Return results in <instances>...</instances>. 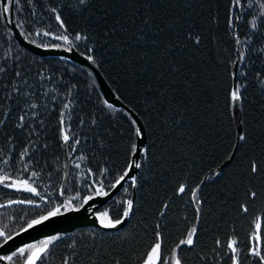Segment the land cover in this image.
<instances>
[{
    "label": "trees",
    "instance_id": "trees-1",
    "mask_svg": "<svg viewBox=\"0 0 264 264\" xmlns=\"http://www.w3.org/2000/svg\"><path fill=\"white\" fill-rule=\"evenodd\" d=\"M241 3L243 7L234 8L232 0H87L86 5L79 0H20L22 11L14 9L13 14L22 24L15 26L25 40L42 48L71 47L87 58L91 55L119 101L144 125L146 141L141 147L148 148L147 161L138 157L143 166L136 169L137 186L127 181L95 210L99 220L105 212L115 220L122 218L124 201L132 200L133 210L122 227L105 231L84 226L58 234L37 264H64L65 260L114 264L116 259L121 264H141L155 241L157 222L162 256L170 258L175 244L195 223L191 191L197 185L203 214L195 252L184 248L181 254L184 264H231L227 255L214 259L211 249L215 239L233 237L243 253L242 264H258L247 250L253 221L264 216V175L251 177L248 165L255 158L264 169V87L257 82V76L264 78V22L259 17L260 0ZM254 19L256 29L251 28ZM9 25L0 17V68L4 69L0 71V120L2 113H8L0 125L4 170L0 174L28 179L44 199L0 184V231L5 233L0 243L53 207L59 206L61 213L83 206L87 196H97L91 191L94 180H102L109 192L131 158L130 145L137 143L132 115L113 104L108 108L90 74L67 57L30 52L15 39ZM37 31L50 35L38 37ZM77 33L89 38L73 40L71 46L55 38L66 34L71 39ZM188 33L200 37L199 45ZM240 51L245 59L234 65ZM234 72L237 82L247 84L235 120L228 107ZM65 103H70L69 109H64ZM32 104L37 107L31 108ZM62 112L63 127L80 139L79 145L72 140L64 144ZM21 115L24 127L18 128ZM240 117L245 121L246 141L238 139ZM65 146L70 175L61 195ZM25 149L28 155L21 160ZM89 169L94 175H88ZM180 184L186 185L183 194H177ZM248 187L258 193L254 201L248 200ZM77 193L80 199L66 209L64 202ZM165 202L169 207L161 217ZM245 203L248 213L241 210ZM261 236L264 239V221ZM223 251L227 253L226 248ZM197 253L208 259L201 260ZM11 256L9 264H24V257Z\"/></svg>",
    "mask_w": 264,
    "mask_h": 264
},
{
    "label": "snow or ice",
    "instance_id": "snow-or-ice-1",
    "mask_svg": "<svg viewBox=\"0 0 264 264\" xmlns=\"http://www.w3.org/2000/svg\"><path fill=\"white\" fill-rule=\"evenodd\" d=\"M32 0H28V3H31ZM79 3L82 5L87 4V0H79ZM232 4L234 8H240L243 7V4L241 3V0H232ZM14 9L17 11H22V8L20 6V0H3V9L2 12H0V17L3 18V20L6 23L9 24H16L17 27H22V24H18L15 20L14 16ZM259 17L261 22H264V0H260L259 3ZM56 10L53 9V12ZM240 17H235V19H239ZM56 20L60 22V27L63 28V22L61 21V18L59 15H56ZM231 21L232 17H230V27H231ZM145 24H148L149 21L145 20ZM251 28L256 29L257 28V21L254 19L251 23ZM36 36H49V32H39L37 31L35 33ZM58 40H62L65 44H68L69 46L72 45L73 40L75 41H86L89 37L86 34H81L77 33L74 37L71 39L69 38V35L66 34H61L55 37ZM143 37H141L142 39ZM188 38L192 39L197 45L200 43V37L198 35H194L193 33H188ZM237 44H240L241 41L239 39L236 40ZM71 50V47L69 48ZM91 51V49H89ZM94 58L89 55L88 60L92 61ZM245 59V54L243 51L239 52L238 58L236 61H233V64L236 65L240 62H243ZM0 71H4L3 68H0ZM19 75V73H17ZM233 79H236V74L235 72L233 73ZM257 82L261 87H264V78H261L260 76H257ZM247 84H241L237 82L230 90L228 93V107L231 110L233 119H236L237 112L242 108L243 101L245 97L242 95V90H246ZM13 91L18 92V89H14ZM106 106L108 108H112L113 106L111 104H108L105 102ZM31 108H36L37 105L32 104L30 106ZM64 109H69L70 103H65L63 105ZM4 116L3 120H0V125H2L5 120L8 117V113L4 112L2 113ZM35 115V113H34ZM65 113H61V119H60V124H61V138L64 142V144H68L70 140L73 141L74 145H79L80 144V139L79 138H73L69 134V131L66 130L63 125L65 124ZM24 120L25 116L21 115L19 117V123L16 125L18 128L24 127ZM238 127L240 128L238 139L240 141H246L247 139V134L243 130V125L245 124V121L243 117H240L239 120L236 121ZM133 125V132L134 136L136 137L137 140L143 139L144 133L142 131V128L140 125L136 123L135 120L131 121ZM72 151H75V147L71 149ZM139 153V156L143 157L144 161H147L148 159V148L147 147H141L137 143L133 142L130 145L129 148V154H130V159L128 160L124 170L117 175L114 178V183H112L110 186L111 188H116L117 186L121 185L122 182L127 183V181L130 180L131 186L135 187L137 186V176L132 175L130 176L129 173L133 169H142V163L140 162V159L135 158L137 157V154ZM28 155V150L25 149L23 153H21L20 158L23 160L25 156ZM81 160L85 159L83 156L80 157ZM4 164H7L8 161H3ZM76 168H80V164L77 163ZM24 170L27 171V165H24ZM3 168L0 167V172H3ZM106 172L107 170H103ZM248 173L250 174L251 177H260L264 175V169H262L261 163L255 159L252 158L249 161L248 165ZM103 174V173H101ZM31 175L35 177L37 175L36 172H32ZM88 175L92 176L94 173H92L91 169L88 170ZM219 175V173H217ZM127 178V179H126ZM10 181V183H9ZM202 183V182H201ZM0 184H5L7 187H14V188H22L25 191L31 192L34 195L40 196V193L37 191V188L33 186V183H30L28 179H20L16 178L14 179L11 175L5 173V174H0ZM125 192H127V188L124 189ZM91 191L95 193V195L100 196V195H108V192L105 191V185L102 180H94L93 184L91 185ZM186 192V185L185 184H180L177 189V194H183ZM64 192L63 190L61 191V195H63ZM246 195L248 197L249 201H254L258 193L257 191L253 190L251 187L247 188ZM191 196H192V202L193 206L195 208V223L187 228L185 232L183 233V238H181L178 243L175 244L172 254L170 258L164 259L162 256L163 252V238L162 234L159 231L161 224L157 222L155 228V241L154 243L150 246L149 250L146 252L141 264H184V260L182 259V252L184 248H187L193 252H195L196 249V243L198 239V228L197 225L201 221V217L203 214V201L199 199V185H197L195 190L191 191ZM41 200L44 199L43 196H40ZM93 197L91 195L87 196L84 199V203H86L88 200H91ZM80 196L79 193H77L76 196L72 197L71 199H68L64 202V207L70 208L72 207V202L73 200H79ZM28 203H32V201H28ZM169 207V204L165 202L163 204L162 210L159 212V215L161 217L165 216V210ZM133 210V201L132 200H126L124 201V207H123V212H122V218H117L113 220L107 212L102 213L100 216V223L103 227L105 228H115L117 225H120L124 222V219L128 218L129 215L131 214ZM241 210L242 213H248V206L247 203L241 205ZM60 213V207H53L52 210L48 211L46 215H41L37 219H32L30 221H27V228L23 230H27L32 228L35 225H39L43 223L44 221H47L50 217H54ZM262 221H264V216H258L254 219L253 221V235L251 237V247L247 250L248 256L250 257H255L258 260V264H264V239H262L261 236V228H262ZM5 233L3 231H0V237H4ZM58 237H52L48 240L42 241L39 245H29L28 249L30 251H26V249L21 248L19 249V255L24 257V264H37V261H40L44 258V254L48 252V246L52 243L54 239H57ZM7 239H11V236H8ZM214 245L211 249L212 253L214 254V259L219 258L223 259L225 255H227V258L231 261V264H242V251L238 245L237 239L234 237L228 240H221L219 238L214 240ZM227 249V253H224V249ZM219 249V251H218ZM199 258L201 260H207L208 257L197 253ZM12 260V256H7V257H0V260ZM64 264H68V261L65 260ZM114 264H121V261L119 259H116L114 261Z\"/></svg>",
    "mask_w": 264,
    "mask_h": 264
},
{
    "label": "water",
    "instance_id": "water-1",
    "mask_svg": "<svg viewBox=\"0 0 264 264\" xmlns=\"http://www.w3.org/2000/svg\"><path fill=\"white\" fill-rule=\"evenodd\" d=\"M10 28L11 30H13L15 39L20 44H22L26 49H28L30 52H34L35 54H38L40 56L59 55L64 58L67 57L71 61L78 64L85 72L90 74L96 86L98 87L100 92L103 93L105 100L109 104H113L123 109L126 108L124 103H121L119 99L116 97V94L113 92L109 83L106 81L103 73L99 71L98 66L93 60L92 61L88 60V58L82 55L78 50L76 51L72 48L71 50H68L66 48L59 49L55 47L54 48H46V47L42 48L38 45H35L33 42L30 43L26 41L23 35L21 34V32L16 28L15 24H10ZM236 83H237V76L235 80L233 79L232 87ZM128 112L132 115L136 123L140 125L142 128L144 137L143 139L137 140V144L139 146H142L146 141L145 127L141 123L140 119L137 117L136 114H133L130 110H128ZM138 157H139V153L137 154V157L135 158H138ZM65 162H66L65 168H64L65 174L63 177V181H62L63 191L65 190L67 186L66 183L70 175L69 173L70 172L69 150L67 146H65ZM136 172L137 170L133 169L129 173V175L130 176L135 175ZM124 184L125 183L122 182L121 185L117 186L116 188L111 189L108 192V195L94 196L91 200H88L86 203H84L81 209H77V210L72 209L69 211L61 212L54 217H50L47 221H44L43 223L39 225H35L32 228L27 229L26 231L23 230L19 232L17 235L11 237V239H7L6 243L0 246V255L7 257L8 254H11L12 252H14V250H17L21 246H24L31 242L40 240V238H43V237H48V236L55 235V234L69 233L78 227L92 226V227H98L105 231L118 230V228H121L124 222L126 221L125 219L122 224L117 225V227L115 228H105L101 225L98 216H96L95 214V210L105 205V202H107L108 200L112 199L116 195V192ZM0 261L6 264L4 260H0Z\"/></svg>",
    "mask_w": 264,
    "mask_h": 264
},
{
    "label": "rangeland",
    "instance_id": "rangeland-1",
    "mask_svg": "<svg viewBox=\"0 0 264 264\" xmlns=\"http://www.w3.org/2000/svg\"><path fill=\"white\" fill-rule=\"evenodd\" d=\"M10 26V25H9ZM14 34V33H13ZM20 45H22V44H20ZM23 46V45H22ZM24 47V46H23ZM28 50V49H27ZM83 206H81L80 208H78V209H81ZM74 210H77V209H74ZM65 212V211H64ZM78 228H80V227H78ZM26 229V228H25ZM20 232V231H19ZM18 232V233H19ZM17 235V234H16ZM56 235H58V234H55V235H51V236H48V237H43V238H40V240H37V241H34L33 243L31 242V243H29V245H39L42 241H45V240H48V239H50V238H52V237H55ZM55 240V239H54ZM53 240V241H54ZM6 241H7V239H4L1 243H0V245L2 244H4V243H6ZM52 241V242H53ZM28 244L27 245H24V246H21V247H23L24 249H26V251H30L29 249H28V246H29ZM51 245V244H50ZM21 247H19L20 249H21ZM19 248L17 249V250H15V251H17V252H15L16 253V260H19L22 256H19L18 257V255H19ZM48 248H49V246H48ZM4 261L6 262L7 260L6 259H4ZM12 261V260H11ZM11 261H9V263L11 262ZM7 263V262H6Z\"/></svg>",
    "mask_w": 264,
    "mask_h": 264
},
{
    "label": "bare ground",
    "instance_id": "bare-ground-1",
    "mask_svg": "<svg viewBox=\"0 0 264 264\" xmlns=\"http://www.w3.org/2000/svg\"><path fill=\"white\" fill-rule=\"evenodd\" d=\"M92 227V226H91ZM18 234V233H17ZM16 235V234H15ZM15 235H13V236H15ZM13 236H11V237H13ZM2 245V244H1ZM0 245V246H1ZM15 251V250H14ZM15 252H12L11 254H8L7 256H11L12 254H14ZM0 257H4L3 255H0ZM6 264H9V263H6Z\"/></svg>",
    "mask_w": 264,
    "mask_h": 264
},
{
    "label": "flooded vegetation",
    "instance_id": "flooded-vegetation-1",
    "mask_svg": "<svg viewBox=\"0 0 264 264\" xmlns=\"http://www.w3.org/2000/svg\"><path fill=\"white\" fill-rule=\"evenodd\" d=\"M15 252H16V251H15ZM6 262H7V263H9V261H8V260H7ZM0 264H4V263H2V262L0 261ZM14 264H15V263H14ZM16 264H18V262H17Z\"/></svg>",
    "mask_w": 264,
    "mask_h": 264
}]
</instances>
